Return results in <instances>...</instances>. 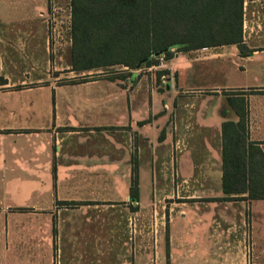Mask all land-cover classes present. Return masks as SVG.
I'll return each instance as SVG.
<instances>
[{
  "label": "crops",
  "instance_id": "0c3cea01",
  "mask_svg": "<svg viewBox=\"0 0 264 264\" xmlns=\"http://www.w3.org/2000/svg\"><path fill=\"white\" fill-rule=\"evenodd\" d=\"M12 23L0 21V264H201L197 225L208 227L202 264H264V200L234 201L231 220L171 223L167 251L144 249L138 231L131 251V224L115 216L152 207L147 195L176 193L177 180L225 196L223 124L241 120L231 99H245L247 140L264 154V0H244L241 46L205 50V61H232V78L200 106L131 92L136 76L121 90L109 80L59 85L49 26ZM173 59L161 67L177 73Z\"/></svg>",
  "mask_w": 264,
  "mask_h": 264
},
{
  "label": "rangeland",
  "instance_id": "374dc122",
  "mask_svg": "<svg viewBox=\"0 0 264 264\" xmlns=\"http://www.w3.org/2000/svg\"><path fill=\"white\" fill-rule=\"evenodd\" d=\"M44 9V0H0V21L5 25H8L11 21L19 27L35 26L37 23L49 26L51 75L58 76L59 79L55 83L59 85L109 80L117 85L114 89L121 90L120 79L125 76V73H122L124 71L127 72L130 80L133 76H136V83L130 82L129 90L131 92L138 91L150 98L155 93L165 94L167 100L171 98L177 100L173 106L180 107L185 106L183 102L186 100L192 101L194 106H200L201 96L214 95L212 87H223L230 82L228 79L232 78L231 74L229 75L232 72L230 70L232 69L230 68L232 61L227 59L205 61L202 57L207 53L205 52L207 49L182 53L177 52L176 48L172 49L174 52L172 66L177 73L165 69L167 67H161L170 63L162 55L152 56L153 59L159 60L160 67L109 66L117 62H130L137 57V52L134 49L135 43L130 41L129 36L124 35L116 37L111 36V34H109V37L102 35L99 41H97V37L89 36L90 41H85L84 39L88 38L79 34L81 41L76 47V53H73L72 0H49L45 14H43L44 19L38 18V11H44ZM221 24L222 22H217V28L220 29L218 39L224 38L226 35ZM210 38V34H207L206 39L209 40ZM83 49L84 51H82ZM80 51L85 54H80ZM74 65L102 68L78 72L75 70ZM192 88L202 90L192 94L190 91ZM124 89L126 88L124 87ZM220 91L224 93V90ZM146 150L148 152L149 148L147 147ZM148 160L149 156L147 155L146 163L149 162ZM135 181L133 180V183ZM192 181L196 187L193 190L181 186L182 180H177L179 190L176 193L172 191L169 193L168 191V194L158 196L149 193L146 197V203H149L152 207H147L143 211L140 210L136 214L131 211L115 213V216L124 220L128 219L131 224L129 228L131 251L137 250V244L140 240L144 242L143 248L146 250H158L159 247H163L167 251L169 249L170 225L175 221L179 223L187 221L188 224H191L201 218L203 214H210L214 219L221 218V214H224V217L228 220L234 218V201H225L224 196L220 194H204L201 192L200 186L205 181L200 179ZM212 182L210 183L213 184ZM167 190H169V185ZM209 204L219 206V209L208 210ZM232 224L227 223V225ZM207 229L208 227L201 225H197L194 229V234H196V231L202 232V234L200 233L201 238L194 243H197L196 246L200 248L198 262L201 264L204 261L202 257L206 254L203 251L205 241L203 231ZM137 231L140 238L137 237ZM227 249H232V244H227ZM163 261L166 264H171L168 259ZM226 262L232 264L234 259H227Z\"/></svg>",
  "mask_w": 264,
  "mask_h": 264
},
{
  "label": "trees",
  "instance_id": "16d2710c",
  "mask_svg": "<svg viewBox=\"0 0 264 264\" xmlns=\"http://www.w3.org/2000/svg\"><path fill=\"white\" fill-rule=\"evenodd\" d=\"M72 9L73 53L81 41L79 34L88 38L85 41H90L89 36L99 41L102 35H124L135 43L134 60L109 66L135 68L141 64L140 67L151 68L159 65V60L152 56L165 49L170 51L162 56L171 60L174 48L182 53L243 43L244 0H72ZM219 21L226 34L221 39L217 38ZM207 34L211 36L209 40ZM74 68L81 72L102 67L74 65ZM127 77L125 73L121 78ZM237 101L230 100L240 122L223 124V199L264 200V154L248 142L247 103L244 98ZM131 197L139 201L137 180L131 188Z\"/></svg>",
  "mask_w": 264,
  "mask_h": 264
},
{
  "label": "water",
  "instance_id": "95a60500",
  "mask_svg": "<svg viewBox=\"0 0 264 264\" xmlns=\"http://www.w3.org/2000/svg\"><path fill=\"white\" fill-rule=\"evenodd\" d=\"M170 51V49H165V50H162L160 53L156 54V56H160V55H163L165 54L166 52ZM141 66V64L139 65V67Z\"/></svg>",
  "mask_w": 264,
  "mask_h": 264
}]
</instances>
